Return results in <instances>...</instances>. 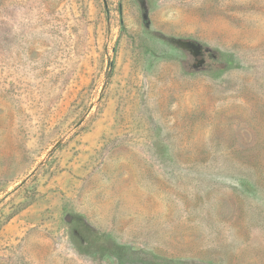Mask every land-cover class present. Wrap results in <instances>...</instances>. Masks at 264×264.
<instances>
[{
  "label": "rangeland",
  "instance_id": "374dc122",
  "mask_svg": "<svg viewBox=\"0 0 264 264\" xmlns=\"http://www.w3.org/2000/svg\"><path fill=\"white\" fill-rule=\"evenodd\" d=\"M147 1L0 0V264H264V0Z\"/></svg>",
  "mask_w": 264,
  "mask_h": 264
},
{
  "label": "water",
  "instance_id": "95a60500",
  "mask_svg": "<svg viewBox=\"0 0 264 264\" xmlns=\"http://www.w3.org/2000/svg\"><path fill=\"white\" fill-rule=\"evenodd\" d=\"M141 11H142V16L144 23L148 25V16H149V6H148V1L147 0H138ZM171 42L175 44L177 47L181 48L185 52H189L192 56L198 57L201 53V50L203 49V45L196 42V41H191V40H186V39H172ZM207 52L211 51L210 48L205 49ZM204 60L198 61V64L196 65V68H202L204 64ZM62 141H59L53 148L55 150L57 147L61 145ZM69 215H66L65 219L67 220Z\"/></svg>",
  "mask_w": 264,
  "mask_h": 264
},
{
  "label": "flooded vegetation",
  "instance_id": "af4514ba",
  "mask_svg": "<svg viewBox=\"0 0 264 264\" xmlns=\"http://www.w3.org/2000/svg\"><path fill=\"white\" fill-rule=\"evenodd\" d=\"M206 47H203V49L201 50V53L198 57H194L192 55L191 59L192 62L189 64L192 68H196V65L198 64V61L200 60H204V64L202 66L201 69H205L206 68V63H207V58H210L212 60L217 59V56L213 53V51H209L207 52ZM68 224L70 226L71 232L72 234L77 237L78 239H80L82 241L83 244H85V241L83 239V227H85V229H87V227H89V224L81 217L76 216V215H72L70 214L67 218Z\"/></svg>",
  "mask_w": 264,
  "mask_h": 264
},
{
  "label": "trees",
  "instance_id": "16d2710c",
  "mask_svg": "<svg viewBox=\"0 0 264 264\" xmlns=\"http://www.w3.org/2000/svg\"><path fill=\"white\" fill-rule=\"evenodd\" d=\"M100 240H101V238L98 237V238H94L92 242H93L94 245H96L97 243L100 242ZM121 249H122L121 247L118 248V251H119L120 253H121V251H120Z\"/></svg>",
  "mask_w": 264,
  "mask_h": 264
}]
</instances>
